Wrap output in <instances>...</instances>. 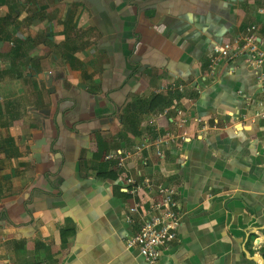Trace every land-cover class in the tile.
<instances>
[{"label": "crops", "instance_id": "crops-1", "mask_svg": "<svg viewBox=\"0 0 264 264\" xmlns=\"http://www.w3.org/2000/svg\"><path fill=\"white\" fill-rule=\"evenodd\" d=\"M102 6L0 0V264H264V119L253 118L264 65L210 67L252 26L264 49V0ZM172 83L185 93H156ZM176 106L190 110V136L164 158L151 150L127 172L104 161L154 138L151 116ZM138 170L175 188L181 211L155 263L128 246L140 199L121 176Z\"/></svg>", "mask_w": 264, "mask_h": 264}, {"label": "built area", "instance_id": "built-area-1", "mask_svg": "<svg viewBox=\"0 0 264 264\" xmlns=\"http://www.w3.org/2000/svg\"><path fill=\"white\" fill-rule=\"evenodd\" d=\"M256 30L257 28L252 26L247 30L246 35H237L231 41L214 48L210 54L211 73H214L215 67L222 61H231L241 56L246 57L247 63L254 69L261 68L264 65V49L259 47ZM2 63L3 60L0 59V64ZM259 80L264 89V75H261ZM185 89L183 85L172 83L164 89L157 90L156 93L178 91L183 95ZM188 101L194 103L191 98ZM259 107L260 109L254 113L253 118L264 119V100L259 101ZM161 120L167 122L168 128L160 127ZM196 121L203 123L199 118ZM189 122L190 110L179 106L153 114L149 119V125L152 127L154 138L149 137L137 145L134 150L108 153L104 161L113 164L112 169L127 172L128 163L137 165V161H140L142 166H146L148 157H145V153L151 150H154L155 155L162 159L165 149L171 144L184 142L189 138L190 134L185 130ZM201 130L206 132L207 127L203 126ZM140 175L138 170L136 176L131 174L121 176L126 193L140 199L132 203L129 212L125 214L128 223L135 224V216L139 217L142 223L138 232L131 237L128 246L131 249L137 248L141 256L149 263H155L161 257L163 249L177 240L181 226V211L175 188L165 183H155L150 177L140 179Z\"/></svg>", "mask_w": 264, "mask_h": 264}, {"label": "water", "instance_id": "water-1", "mask_svg": "<svg viewBox=\"0 0 264 264\" xmlns=\"http://www.w3.org/2000/svg\"><path fill=\"white\" fill-rule=\"evenodd\" d=\"M90 4H92L93 6H95L99 11L103 10V6H102V0H87ZM37 109H32L33 112H36ZM49 111H39V116L35 115V119L39 122H43L42 120V115H46L48 114ZM42 120V121H41Z\"/></svg>", "mask_w": 264, "mask_h": 264}]
</instances>
